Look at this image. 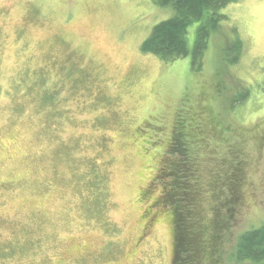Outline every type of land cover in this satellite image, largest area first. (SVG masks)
<instances>
[{
  "label": "rangeland",
  "instance_id": "rangeland-1",
  "mask_svg": "<svg viewBox=\"0 0 264 264\" xmlns=\"http://www.w3.org/2000/svg\"><path fill=\"white\" fill-rule=\"evenodd\" d=\"M222 11L240 56L223 29L197 70L140 47L168 6L0 0V264H173L213 238V264H260L228 256L264 224V0Z\"/></svg>",
  "mask_w": 264,
  "mask_h": 264
},
{
  "label": "trees",
  "instance_id": "trees-1",
  "mask_svg": "<svg viewBox=\"0 0 264 264\" xmlns=\"http://www.w3.org/2000/svg\"><path fill=\"white\" fill-rule=\"evenodd\" d=\"M151 1L159 6L170 7L172 9V14L168 18L160 20L152 26L149 34L141 42L140 47L143 51L152 53L165 61H171L189 55L192 67L198 70L202 67L204 51L208 47L211 35L214 32L217 33L225 29L226 32L230 34V39L225 38L223 48L221 49L222 57L230 64L237 62L242 48V40L237 34L236 27L227 24L228 17L222 11L227 4L236 0ZM194 21H196L197 24L192 43L189 44L187 28ZM236 100H239V98H235V101ZM183 132L184 131L176 127V132H174V138L172 139L174 148L171 150L172 152L169 153L182 152L179 139L180 136H184ZM170 166L171 164H169V167ZM176 168H178V166ZM173 169L175 171L174 166ZM170 194H172V192L169 191V195ZM180 220H182V218ZM180 226L182 225L180 224ZM181 229L180 227L179 231ZM213 236V234L210 235V238ZM213 240H215V238H213L212 241L210 240L211 243L209 240L204 242L205 246L202 247L200 251L193 254H188L185 251L183 242H181L182 240L179 241V248L177 249V255L174 257L173 264L215 263L213 251L211 253L212 244H214ZM232 251L233 255H231V257L229 255L228 257L237 262L251 261L264 264V224L251 227L241 232L236 238ZM192 256L193 258H189ZM187 258L192 261L190 262Z\"/></svg>",
  "mask_w": 264,
  "mask_h": 264
}]
</instances>
